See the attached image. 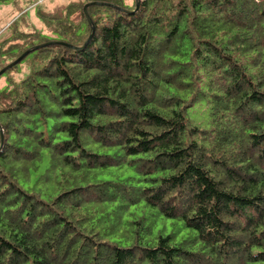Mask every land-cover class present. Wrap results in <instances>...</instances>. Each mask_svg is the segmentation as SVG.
Here are the masks:
<instances>
[{"label": "trees", "instance_id": "16d2710c", "mask_svg": "<svg viewBox=\"0 0 264 264\" xmlns=\"http://www.w3.org/2000/svg\"><path fill=\"white\" fill-rule=\"evenodd\" d=\"M37 14L0 41H53L0 75V264H264V0Z\"/></svg>", "mask_w": 264, "mask_h": 264}, {"label": "rangeland", "instance_id": "374dc122", "mask_svg": "<svg viewBox=\"0 0 264 264\" xmlns=\"http://www.w3.org/2000/svg\"><path fill=\"white\" fill-rule=\"evenodd\" d=\"M69 1L77 0H43L38 5H33V3L29 2V0H0V41L12 32V29L7 28V26L21 13L22 18L19 19L20 25H18V28L25 30L27 26H34L36 29L44 32L43 22L38 16L37 11L39 9L43 11H52L57 6L66 4ZM123 1L126 5H131L133 3V0ZM18 69L20 74H16V79H20L27 72V68L23 61L18 63ZM6 85L7 81L5 76H0V88L5 87ZM188 118L192 121V123L198 124L201 127H207L208 111L206 105L204 103L196 104L188 111Z\"/></svg>", "mask_w": 264, "mask_h": 264}, {"label": "water", "instance_id": "95a60500", "mask_svg": "<svg viewBox=\"0 0 264 264\" xmlns=\"http://www.w3.org/2000/svg\"><path fill=\"white\" fill-rule=\"evenodd\" d=\"M94 3H100V4H108V5H110L109 3H106V2H98V1H91V2H88V3H86L85 4V6H84V11H85V14H86V16H87V18H88V20L89 21H91L90 20V18L88 17V15H87V12H86V8H87V6L89 5V4H94ZM136 4L138 5V3L136 2ZM136 8H137V6H136ZM121 9V8H120ZM92 35V34H91ZM90 35V36H91ZM90 36L88 37V39L90 38ZM87 39V40H88ZM55 42H57V41H55ZM49 43H53V41H50V42H45V43H41V44H37V45H35L34 47H32V48H29V49H26L23 53H21L18 57H16L13 61H11L10 63H8L6 66H4L2 69H0V75L7 69V68H9V67H11L12 65H14V64H16V63H18L25 55H27L32 49H36V48H38V47H41V46H44V45H47V44H49Z\"/></svg>", "mask_w": 264, "mask_h": 264}]
</instances>
